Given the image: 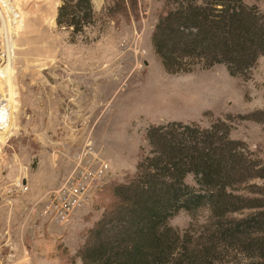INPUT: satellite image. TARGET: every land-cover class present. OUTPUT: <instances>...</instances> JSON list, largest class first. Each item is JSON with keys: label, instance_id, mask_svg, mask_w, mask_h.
I'll list each match as a JSON object with an SVG mask.
<instances>
[{"label": "rangeland", "instance_id": "obj_1", "mask_svg": "<svg viewBox=\"0 0 264 264\" xmlns=\"http://www.w3.org/2000/svg\"><path fill=\"white\" fill-rule=\"evenodd\" d=\"M91 1L92 23L78 31L57 24L62 0L3 3L5 15L12 14L18 106L16 131L0 142V264H81L85 231L112 201L108 190H99L135 173L149 150L150 124L208 127L229 118V137L264 163V55L243 74H230L223 63L169 72L151 42L161 0H138L135 12L112 16L104 0ZM243 1L264 12V0ZM6 34L0 13V71L9 58ZM186 182L194 184L191 174ZM249 184L254 192L245 186L241 192L262 199L264 178ZM70 185L86 186L88 197L83 193L86 201L76 208L82 220L59 224L43 211ZM208 216L205 208L193 216L181 210L169 223L184 229Z\"/></svg>", "mask_w": 264, "mask_h": 264}, {"label": "trees", "instance_id": "obj_2", "mask_svg": "<svg viewBox=\"0 0 264 264\" xmlns=\"http://www.w3.org/2000/svg\"><path fill=\"white\" fill-rule=\"evenodd\" d=\"M105 14L135 12L138 0H104ZM151 42L169 72L223 63L232 75L264 55V12L243 0H161ZM91 0H62L58 25L78 31L92 23ZM229 118L208 127L168 121L150 124L149 148L126 181L108 183L112 201L85 231L81 264H264V191L241 192L264 178L245 142L231 139ZM193 176L194 184L186 182ZM244 188V189H245ZM209 212L205 223L179 229L183 210ZM246 209L254 211L237 216Z\"/></svg>", "mask_w": 264, "mask_h": 264}, {"label": "bare ground", "instance_id": "obj_3", "mask_svg": "<svg viewBox=\"0 0 264 264\" xmlns=\"http://www.w3.org/2000/svg\"><path fill=\"white\" fill-rule=\"evenodd\" d=\"M3 3L7 5V0H0V13L5 20L7 34H6V46L9 53L8 61L4 67V71H0V82L5 84V90L0 96V142L2 139L9 137L14 134L16 131V118H17V87L15 82V73L13 69V55L11 53V47H13V33L12 27L8 22V17H12V14L7 12V16L3 12ZM8 8V7H7ZM15 18V17H13ZM13 20L12 18L10 19ZM16 20V19H15ZM53 20V17L50 16V21ZM14 21V20H13ZM18 21V20H17ZM11 23V22H10ZM14 23V22H13ZM18 24V23H17ZM18 27H21L18 24ZM2 89L0 88V91Z\"/></svg>", "mask_w": 264, "mask_h": 264}, {"label": "built area", "instance_id": "obj_4", "mask_svg": "<svg viewBox=\"0 0 264 264\" xmlns=\"http://www.w3.org/2000/svg\"><path fill=\"white\" fill-rule=\"evenodd\" d=\"M100 178L94 180L93 183L95 186H97V182H102ZM81 185L83 186V184ZM85 188L70 185L69 188L62 187L60 191H56L57 196L50 199L44 208V216L49 217L59 224L70 222L76 208L80 206L83 201H86L83 198V193L86 190ZM84 196L86 198L88 197L87 192L84 193Z\"/></svg>", "mask_w": 264, "mask_h": 264}, {"label": "crops", "instance_id": "obj_5", "mask_svg": "<svg viewBox=\"0 0 264 264\" xmlns=\"http://www.w3.org/2000/svg\"><path fill=\"white\" fill-rule=\"evenodd\" d=\"M82 214H81V210H77L73 213V216H72V219H71V224L74 223V222H78L80 220H82L81 218ZM75 224V223H74Z\"/></svg>", "mask_w": 264, "mask_h": 264}]
</instances>
